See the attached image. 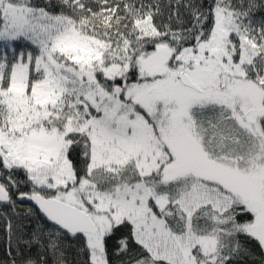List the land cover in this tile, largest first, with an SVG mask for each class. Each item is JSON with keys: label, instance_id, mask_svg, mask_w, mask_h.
I'll return each mask as SVG.
<instances>
[{"label": "snow or ice", "instance_id": "1", "mask_svg": "<svg viewBox=\"0 0 264 264\" xmlns=\"http://www.w3.org/2000/svg\"><path fill=\"white\" fill-rule=\"evenodd\" d=\"M0 264H264V0H0Z\"/></svg>", "mask_w": 264, "mask_h": 264}]
</instances>
